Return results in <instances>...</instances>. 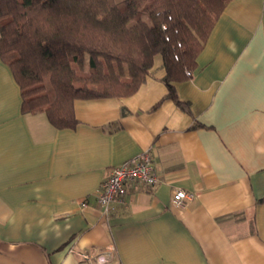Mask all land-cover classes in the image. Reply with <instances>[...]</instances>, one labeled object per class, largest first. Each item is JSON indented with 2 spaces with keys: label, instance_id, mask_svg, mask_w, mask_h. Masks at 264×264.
Wrapping results in <instances>:
<instances>
[{
  "label": "crops",
  "instance_id": "obj_1",
  "mask_svg": "<svg viewBox=\"0 0 264 264\" xmlns=\"http://www.w3.org/2000/svg\"><path fill=\"white\" fill-rule=\"evenodd\" d=\"M168 93L156 55L133 95L76 100L73 129L23 114L0 57V264H264V0H232ZM160 103V105L155 108ZM150 151L159 176L105 215L108 168ZM195 194L184 209L175 190Z\"/></svg>",
  "mask_w": 264,
  "mask_h": 264
},
{
  "label": "trees",
  "instance_id": "obj_2",
  "mask_svg": "<svg viewBox=\"0 0 264 264\" xmlns=\"http://www.w3.org/2000/svg\"><path fill=\"white\" fill-rule=\"evenodd\" d=\"M231 1L0 0V57L20 87L21 112L44 113L58 130L79 123L76 100L136 93L156 55L166 71L164 99L189 112L175 83L197 67Z\"/></svg>",
  "mask_w": 264,
  "mask_h": 264
},
{
  "label": "built area",
  "instance_id": "obj_3",
  "mask_svg": "<svg viewBox=\"0 0 264 264\" xmlns=\"http://www.w3.org/2000/svg\"><path fill=\"white\" fill-rule=\"evenodd\" d=\"M166 25L163 29L166 30ZM169 41V37L166 38ZM181 47V44L178 43ZM178 60V55H175ZM188 76L191 75L187 71ZM159 183V176L154 166L150 151H144L138 156L124 161L122 164L106 170L103 181L96 193L97 204L105 215H109L116 204L127 205L128 197L138 186L153 189ZM195 198L192 192L178 189L173 192L171 203L174 207L184 209L188 202ZM85 260L96 261L98 264H118L113 248L97 250L94 254H82Z\"/></svg>",
  "mask_w": 264,
  "mask_h": 264
}]
</instances>
